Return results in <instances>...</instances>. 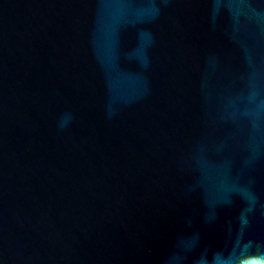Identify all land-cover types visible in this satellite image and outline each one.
<instances>
[{"label":"water","instance_id":"obj_1","mask_svg":"<svg viewBox=\"0 0 264 264\" xmlns=\"http://www.w3.org/2000/svg\"><path fill=\"white\" fill-rule=\"evenodd\" d=\"M0 264H264V0H0Z\"/></svg>","mask_w":264,"mask_h":264}]
</instances>
